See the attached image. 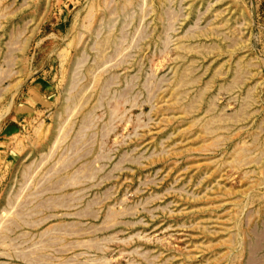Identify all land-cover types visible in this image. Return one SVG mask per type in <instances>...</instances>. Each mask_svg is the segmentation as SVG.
Here are the masks:
<instances>
[{"label":"rangeland","instance_id":"rangeland-1","mask_svg":"<svg viewBox=\"0 0 264 264\" xmlns=\"http://www.w3.org/2000/svg\"><path fill=\"white\" fill-rule=\"evenodd\" d=\"M0 264H264V0H0Z\"/></svg>","mask_w":264,"mask_h":264}]
</instances>
